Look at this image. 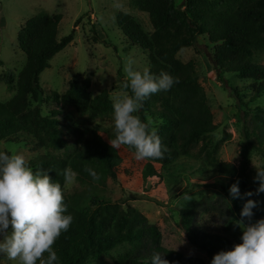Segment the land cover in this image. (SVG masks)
I'll return each mask as SVG.
<instances>
[{
    "label": "trees",
    "instance_id": "obj_1",
    "mask_svg": "<svg viewBox=\"0 0 264 264\" xmlns=\"http://www.w3.org/2000/svg\"><path fill=\"white\" fill-rule=\"evenodd\" d=\"M134 5L147 13L152 31H145L136 17L123 11L116 16L118 26L131 45L147 53L154 73L163 70L177 81L170 90L147 98L139 112L143 121L147 115L154 117L158 134L168 149L162 159L146 160L142 175H157L154 163L166 165L196 149L202 161L215 165L231 179V184L239 179L241 193L255 191L258 187V182L253 181L256 170L250 171L249 165L253 153L264 157V108H258L247 120L249 111L242 108L245 103L240 90L230 86L223 73L252 79L251 100L264 94V65L254 60L256 52L264 51V0H182L178 5L173 0H134ZM61 18V13L38 12L28 18L17 33L18 46L26 55V61L19 71L15 93L7 101H0V143H25L35 139L52 149L70 145L60 128V111L53 108L49 114H42L41 104L45 100L83 110L89 121L113 112L109 91L103 89L92 96L88 76L83 79L73 76L62 94L47 93L40 85V74L50 66V60L74 40V32L58 37ZM81 18L75 21V27ZM90 30L93 41L102 42L93 24ZM199 36H206L213 45L214 79L236 99L243 136L237 165L217 158V145L213 144L210 134L218 126L213 121L205 90L197 80L194 61L184 62L177 56L181 49L195 45ZM124 79L123 76L122 81ZM110 138H115L114 125ZM28 161L33 170L43 168L61 183L65 203L74 217L69 230L61 233L53 245L59 264H85L125 243L129 247L113 264H144L153 250L164 253L163 258L169 264H207L202 258L185 257L165 248L157 225L134 206H123L106 196L107 179L116 178L121 157L96 130L66 156L39 154ZM260 167H264V161ZM72 172L80 187L67 192L65 174ZM246 199L248 197L244 200L230 198L228 205L224 198H217L212 204L225 231L230 229L234 216L241 219L239 213ZM251 199L259 202L251 218V222H255L264 218V193ZM189 220H185L189 242L210 259L218 251L239 243L225 234L192 228Z\"/></svg>",
    "mask_w": 264,
    "mask_h": 264
},
{
    "label": "rangeland",
    "instance_id": "obj_2",
    "mask_svg": "<svg viewBox=\"0 0 264 264\" xmlns=\"http://www.w3.org/2000/svg\"><path fill=\"white\" fill-rule=\"evenodd\" d=\"M173 1L176 5L182 2ZM41 11L62 14L58 26L59 38L74 32V40L58 52L50 60V66L40 74V85L47 93L57 91L62 94L69 87L73 76L81 79L88 76L91 80L92 96L107 89L112 98L121 91L122 77H125L123 68L127 59H134L140 69L149 66L147 53L128 42L116 21L117 13L123 11L136 17L145 31H152L147 13L139 11L134 5V0H0V101H7L15 93L19 71L26 61V55L18 46L17 33L28 18ZM81 16L75 27V21ZM92 24L102 42L93 41L90 30ZM213 54V45L208 42L206 36H199L195 45L181 49L177 56L184 62L194 61L197 80L205 90L213 121L218 126L210 134L213 144L217 145V158L237 165L243 139L242 123L238 119L236 99L214 79ZM254 60L264 65V51L256 52ZM223 75L230 86L240 90L245 103L242 108L249 111L247 120L258 108H264V94L251 100L253 91L250 87L254 83L252 79H242L231 72H225ZM53 108L60 111V128L70 145L52 149L37 143L35 139L25 143L2 141L0 151L18 152L27 160L39 154L66 156L74 146L80 145L92 130H96L105 141L110 143L112 140V114L89 121L83 110L70 105H57L47 100L41 104L44 115L49 114ZM145 118V122L151 121L153 127L157 125L153 116L147 115ZM69 127L79 130L72 131ZM117 151L121 161L117 166L116 178L107 179L106 196L123 206H134L151 223L157 225L162 233V245L165 248L177 251L185 257L202 258L209 264L211 259L206 253L189 242L185 231L186 219H190L192 228L225 234L240 242L241 229L236 225L239 219L234 216L230 229L225 231L217 211L212 208L217 198H224L228 205L231 203L228 192L231 179L215 165L203 162L196 149L169 164L154 163L158 174L150 177L142 175L146 160H137L134 150L121 145ZM263 161L264 157L253 153L249 170H256L255 167L259 168ZM64 187L67 192H72L79 188L80 184L74 175L71 180L65 182ZM128 247L126 243L119 245L109 253L90 259L85 264H113L117 256ZM0 264H18V261L5 258L0 260Z\"/></svg>",
    "mask_w": 264,
    "mask_h": 264
},
{
    "label": "clouds",
    "instance_id": "obj_3",
    "mask_svg": "<svg viewBox=\"0 0 264 264\" xmlns=\"http://www.w3.org/2000/svg\"><path fill=\"white\" fill-rule=\"evenodd\" d=\"M123 71L121 91L111 98L115 138L110 144L117 149L128 146L137 160L162 159L167 146L157 128L151 121H143L139 112L147 98L170 90L177 81L163 70L154 73L150 65L140 69L131 58ZM255 169L253 181L258 182L255 191L241 193L239 179L228 189L232 200L248 197L239 213L241 219L236 221L241 229L240 242L215 253L209 264H264V218L251 222L253 209L259 203L251 197L264 193V167ZM91 174L98 178L95 172ZM74 175L65 174V178L71 180ZM73 220L60 182L43 168L33 170L24 155L0 151V260L59 264L53 245L61 233L69 230ZM163 255L153 250L144 264H169Z\"/></svg>",
    "mask_w": 264,
    "mask_h": 264
}]
</instances>
